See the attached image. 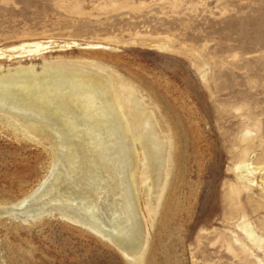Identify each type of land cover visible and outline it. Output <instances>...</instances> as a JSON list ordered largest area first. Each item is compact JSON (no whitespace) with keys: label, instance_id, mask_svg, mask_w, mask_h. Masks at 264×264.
Instances as JSON below:
<instances>
[{"label":"rangeland","instance_id":"374dc122","mask_svg":"<svg viewBox=\"0 0 264 264\" xmlns=\"http://www.w3.org/2000/svg\"><path fill=\"white\" fill-rule=\"evenodd\" d=\"M7 77L0 264H264V0H0Z\"/></svg>","mask_w":264,"mask_h":264},{"label":"bare ground","instance_id":"6f19581e","mask_svg":"<svg viewBox=\"0 0 264 264\" xmlns=\"http://www.w3.org/2000/svg\"><path fill=\"white\" fill-rule=\"evenodd\" d=\"M45 73H47V72H45ZM72 73H75V72H72ZM47 78V77H46ZM46 78H44V77H42V78H40V77H35L34 78V80H35V82L34 83H36V84H40V83H42L44 80H46ZM81 80H82V82H81V85H83V86H91V87H98L99 89H101L102 91H103V94L104 95H106V99H107V103H109L108 105H109V109L110 110H114V111H119V112H121V114L123 115H125V119H124V117H123V119H124V121H125V123H123V124H125L129 129H130V127H136L137 125H139L140 123H142V118L141 117H143V115H136L131 109H129L128 108V106H127V104H126V101H125V99H124V97H123V95H122V93L117 89L118 87H116L115 85H113L112 83V80L110 81V82H112V83H110V82H108L107 80H106V78H103L102 76H100V75H83L82 76V78H81ZM26 82V81H25ZM11 82L8 80V77H7V79H5V80H3V81H1L0 82V88H3V87H6V85L7 84H10ZM12 84V83H11ZM26 85H27V83H26ZM25 89H29V85H27V87H24ZM23 92V91H22ZM26 102H25V104L27 103L29 106H37V107H40V106H38L34 101H33V99H36V98H45V97H41V96H38V95H35V94H32L31 92H27V90H26ZM18 95V94H17ZM21 95V94H20ZM44 96H45V94H43ZM125 96V95H124ZM22 97V96H21ZM12 98V97H11ZM19 98V97H18ZM23 98V97H22ZM18 101V100H17ZM21 101V100H20ZM19 102V101H18ZM24 103V102H23ZM46 107H48V106H46ZM39 110H41V109H39ZM134 110V109H133ZM140 111V110H139ZM142 114V113H141ZM46 115V114H45ZM95 115V114H94ZM144 119V118H143ZM147 119V118H146ZM149 121V120H148ZM123 122V121H122ZM124 125V126H125ZM145 129V128H144ZM141 130H143V129H141ZM140 130V131H141ZM139 131V132H140ZM131 132V131H130ZM129 133V132H128ZM136 133H138V131H136ZM134 134V133H133ZM145 138H146V135H145ZM138 139H141L143 142L144 141H146L145 139H144V133L143 132H140V134H138ZM147 139V138H146ZM148 142V141H147ZM146 142V143H147ZM66 143V142H65ZM145 143V142H144ZM148 143H150V142H148ZM66 145H68V144H66ZM145 146L144 147H146V149H148V148H150V147H148L149 146V144H148V146H147V144H144ZM151 146V145H150ZM151 150V149H150ZM154 152V151H153ZM150 154V153H149ZM151 155H152V153H151ZM154 155V154H153ZM99 159V158H98ZM148 159V158H147ZM149 161H151V159L149 160ZM152 162V161H151ZM98 163H99V165H103L105 168L107 167L105 164H103V162L99 159L98 160ZM84 164V163H83ZM95 164V163H94ZM85 165V164H84ZM83 165V166H84ZM150 168V167H149ZM85 169V168H84ZM92 169V167L90 166H88L87 167V169H86V172L88 173V175L90 174V172L92 171L91 170ZM109 170V169H108ZM148 170H150V169H148ZM153 170H155V169H153ZM150 172V171H149ZM147 173V175L148 174H150V173ZM134 176H135V174H133ZM151 175H152V173H151ZM133 176V177H134ZM148 177H149V175H148ZM152 177V176H151ZM140 179V178H139ZM91 193H92V190L91 189H89V190H81L80 192H79V194H81V195H91ZM92 196V195H91ZM244 230H245V232L250 236V237H254L253 236V233L251 232V230H249L247 227H244ZM254 239V238H253ZM117 243H118V245L120 246V247H122L125 251H128V252H130V253H136V248H134L133 246H132V244H130L127 240H125V239H118L117 240ZM137 254V253H136Z\"/></svg>","mask_w":264,"mask_h":264}]
</instances>
